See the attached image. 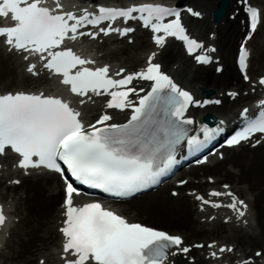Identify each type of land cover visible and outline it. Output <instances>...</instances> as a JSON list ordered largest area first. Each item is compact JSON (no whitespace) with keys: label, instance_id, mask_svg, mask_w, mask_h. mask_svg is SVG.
<instances>
[{"label":"snow or ice","instance_id":"obj_1","mask_svg":"<svg viewBox=\"0 0 264 264\" xmlns=\"http://www.w3.org/2000/svg\"><path fill=\"white\" fill-rule=\"evenodd\" d=\"M47 5L48 0H0V19L10 21L7 26L0 25V42L29 61L26 72L45 83L48 90L47 94L45 90L0 94V166L11 161L25 174L35 170L37 174H59L63 179L65 219L58 231L63 237L64 264H174L170 257H187L192 248H204V244L185 245L180 235L132 222L98 200L75 204L74 196L94 193L74 186L73 181L118 201L158 184L178 162L177 151L182 143L186 142L190 152H198L220 131L205 126L200 129L203 140L189 135L187 126L194 123L185 115L189 106L202 107L209 101L194 100L161 71V64L154 62L156 52L148 56L146 67L140 71L120 68L113 73L109 65H98L97 59L78 53L68 42L95 41L101 33L107 36L113 31L127 36L134 29H116L111 24L100 27L105 21L123 18L142 21L153 33L158 48H163L170 37L182 41L190 55L203 45L188 35L180 11L161 4L99 6L95 11L79 9L75 4L66 6L62 0H52V5ZM245 10L250 31L240 48L239 64L247 80L248 52L244 44L256 33L261 12L252 6ZM187 12L201 16L192 8ZM137 13L139 16H134ZM89 26L96 30H88ZM195 59L200 63L209 61L205 55H196ZM140 81L148 84L137 87ZM259 83L264 85V78ZM59 86L76 97L79 106L96 103V97L106 98L102 104L105 111L94 122L86 123L80 110L51 94ZM229 95L234 97L236 93ZM121 113L122 121L117 119ZM255 133H264V113L249 121L227 144L238 145ZM224 187L228 189V185ZM209 195L227 196L231 202L223 204L197 195L201 210L204 206L226 207L238 224L247 226L248 205L243 199L231 191H212ZM232 219L227 217L225 223ZM7 224L8 216L0 204V230ZM207 247L216 249L217 245L213 242ZM233 251L223 245L211 251L210 256L220 259ZM242 264L251 261L244 260Z\"/></svg>","mask_w":264,"mask_h":264},{"label":"bare ground","instance_id":"obj_2","mask_svg":"<svg viewBox=\"0 0 264 264\" xmlns=\"http://www.w3.org/2000/svg\"><path fill=\"white\" fill-rule=\"evenodd\" d=\"M102 1L122 4L125 0ZM180 1L182 4H191L203 12L202 19H188V25L191 31L202 39L207 40V32L213 33L212 41L224 66L220 74L214 73V66L193 67L191 61L183 55L180 46L174 42L167 43L162 50L155 51L158 52L156 61L161 63L162 69L170 72L182 86L191 89L194 100L204 96L200 87L211 89L213 96L222 99L219 106L187 110L186 118L192 119L193 126H197L200 124L201 114L210 112L215 116H226L225 110L235 113L249 98L248 95H241V92L252 86L238 73L230 59L234 44L237 48L238 39L243 38L248 31L241 30L243 26L240 21L241 18H245L244 14L236 15L233 20L228 18V14L235 8L242 10L238 0H230L227 13L224 14L226 16L221 17L217 24L209 20L210 12L217 0ZM250 1H254V4L261 8V23L252 39L247 42L252 49L247 74L252 81H256L260 75H264V0ZM95 2L101 1L95 0ZM191 22L200 29L195 31ZM146 34L141 30L133 33L132 44L127 43L125 39L114 40L109 37L102 45L114 43V46H105L106 52L102 56H98L96 51L94 59H97L98 63H108L113 72L120 68L126 69L127 72L135 71L144 64L148 51L152 48ZM26 66V62L6 52L0 43V93L20 89L48 92L46 86L41 87V81L25 72ZM140 84L145 85L144 81H140L137 87ZM226 90L237 91L236 97L230 99L224 93ZM52 93L78 106L86 122L93 121L102 109L103 99H97L94 105L79 106L76 105V99H72L62 86ZM119 118L123 119L124 115H120ZM223 153L225 154L223 159H211L208 164L191 167L187 172H183L185 177L188 175V180L182 186L165 184L154 192L133 197L123 203L111 204V207L116 208L130 221H140L136 218L140 216L145 220V222L140 221L143 224L180 235L185 244L216 241L217 246L232 245L234 251L227 255L230 260L240 256L246 258L250 249H253L251 254L258 249L261 255L254 256L256 264H264L262 261V258L264 259V142L255 146L247 143L238 147L223 148ZM208 177L214 181H210ZM14 178L20 179L18 185L8 182ZM223 183L229 184V189L248 202L250 210L245 217L248 221L247 226L238 224L233 213L226 212L224 208L208 212L198 208L194 195L204 193L211 187L220 189ZM171 188L176 195L170 192ZM224 197L226 196L215 200ZM62 198L63 189L56 174L45 172L22 176L12 167L10 161L1 167L0 202L5 206L9 227L7 237H5V228L0 230V264H40L41 260L44 264H57L63 261L59 249L62 234L58 231L65 219L63 215L65 209L61 205ZM212 215L215 219H210ZM230 216L233 217L232 221L225 223V219ZM14 217H17L16 222ZM154 221L160 223V226L153 225ZM205 250V247L191 250L189 255L195 258L193 264L209 263V260L204 259ZM170 260L174 263L187 262L190 258L178 255L170 257Z\"/></svg>","mask_w":264,"mask_h":264},{"label":"water","instance_id":"obj_3","mask_svg":"<svg viewBox=\"0 0 264 264\" xmlns=\"http://www.w3.org/2000/svg\"><path fill=\"white\" fill-rule=\"evenodd\" d=\"M227 4H228V1H226V0L220 1L218 3L217 7L213 11L216 20L219 19L223 15ZM209 93H210V91H207V94H209Z\"/></svg>","mask_w":264,"mask_h":264},{"label":"rangeland","instance_id":"obj_4","mask_svg":"<svg viewBox=\"0 0 264 264\" xmlns=\"http://www.w3.org/2000/svg\"><path fill=\"white\" fill-rule=\"evenodd\" d=\"M100 1H102V0H100ZM102 2H105V1H102ZM225 16V15H224ZM235 46V45H234ZM234 46H233V51L232 52H234ZM136 218L137 219H139L140 221H144L145 222V220L143 219V218H140V216H136ZM153 225H158V226H160V223H158V222H156V221H154L153 223H152ZM161 227H164V226H162L161 225ZM165 229H168L167 227H164ZM251 251H253V249H250V252Z\"/></svg>","mask_w":264,"mask_h":264}]
</instances>
